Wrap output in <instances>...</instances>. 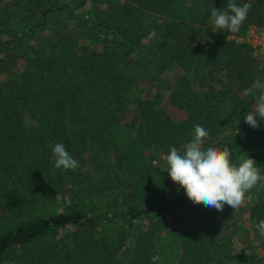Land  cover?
Instances as JSON below:
<instances>
[{
    "label": "trees",
    "instance_id": "1",
    "mask_svg": "<svg viewBox=\"0 0 264 264\" xmlns=\"http://www.w3.org/2000/svg\"><path fill=\"white\" fill-rule=\"evenodd\" d=\"M227 2L0 0V264H152L155 255L157 264L251 262L233 251L244 228L229 206L194 204L154 162L200 124L210 133L205 148L223 142L234 163L251 157L264 174V120L244 121L255 103L244 90L264 81V60L237 39L264 23V0H252L239 31L215 32L211 8ZM144 46H155L156 71L183 70L167 96L183 117L148 91L129 108L137 80L126 58ZM26 113L36 121L29 131ZM236 123L239 132H224ZM56 143L76 170L54 166ZM86 160L98 176L85 174ZM247 194L261 231L264 182Z\"/></svg>",
    "mask_w": 264,
    "mask_h": 264
},
{
    "label": "clouds",
    "instance_id": "2",
    "mask_svg": "<svg viewBox=\"0 0 264 264\" xmlns=\"http://www.w3.org/2000/svg\"><path fill=\"white\" fill-rule=\"evenodd\" d=\"M251 7L252 0L239 5L236 0H228L226 7H212V30L239 31ZM244 94L255 100L244 121L250 127L257 128V117L264 120V81L254 80L244 90ZM209 136L206 128L196 124L193 138L189 142L184 143L180 149L170 147V151L162 157L166 165L163 171H167L172 181L184 189L188 199L194 204H203L218 211H223L224 206L228 205L237 210L245 202L247 193L264 182V174H261L256 161L251 157L244 158L237 164L232 161L230 148L215 145L205 148V139ZM51 151L56 168L76 170L79 167V162L64 144L56 143L51 146ZM256 227L264 231V219L259 220ZM151 259L152 264H157L161 257L155 255ZM6 264L14 262L8 261Z\"/></svg>",
    "mask_w": 264,
    "mask_h": 264
},
{
    "label": "rangeland",
    "instance_id": "3",
    "mask_svg": "<svg viewBox=\"0 0 264 264\" xmlns=\"http://www.w3.org/2000/svg\"><path fill=\"white\" fill-rule=\"evenodd\" d=\"M60 3H70L72 4L74 1L78 0H57ZM254 25L253 23H249L246 28L243 30L242 34H240V37H244L247 34V31L249 30L250 26ZM21 25H16V28H19ZM256 27H264V23H261L259 25H254ZM150 44V43H149ZM148 44V45H149ZM145 47V46H144ZM155 49V46L145 47V48H138V50L135 51V54H132L130 56H127V61L129 62V66H134V75L136 77L137 83L134 84L129 91V100H128V106L131 109L136 108V102L135 97L138 93H145L148 91V94L152 98H158V93L161 95V101L162 104H164L167 108L171 110V115L174 119H179L183 117L184 112L183 110H177L168 102V94L173 89L176 78L183 73V70L180 69L177 65L169 64L167 67L164 68L162 71H156L155 69V61L156 56L153 53H150V50ZM256 54V53H255ZM264 60V58L262 57ZM137 61V62H136ZM134 62H136L134 64ZM151 78V80H148V78ZM35 119L26 113L24 115V125L26 129L29 131L32 129V127L35 124ZM238 123L236 125H232V127H227L224 132H239ZM227 141V138L224 141ZM222 147L223 142L220 143ZM167 154L164 152L157 151L154 153L155 163L159 164L163 169L166 166L165 161L162 159V157ZM100 160H103L101 158ZM83 170H85V174L89 175L91 178H94L98 176V171L95 170L91 162L88 160L85 161V165L83 167ZM168 174V172L166 171ZM169 176V174H168ZM170 177V176H169ZM173 182V181H172ZM174 183V182H173ZM179 186V185H178ZM179 189V188H178ZM253 191V189L251 190ZM250 195V194H249ZM249 195H246V201L235 210L232 207H228L229 211L234 214V218L236 219V222L244 228V234L242 231H239L238 234H234L232 236V243H233V251L235 253H251L252 260L249 264H264V232L256 231L252 228L253 220L249 218L248 210L245 207V203L249 199ZM56 208L59 209L61 205H54ZM62 207V206H61ZM226 207V205L224 206ZM213 209V208H211ZM171 214L167 213L166 218L169 220L171 218ZM233 225H230V229H233ZM246 231V232H245ZM129 241L127 243L131 244L132 238L129 237Z\"/></svg>",
    "mask_w": 264,
    "mask_h": 264
},
{
    "label": "built area",
    "instance_id": "4",
    "mask_svg": "<svg viewBox=\"0 0 264 264\" xmlns=\"http://www.w3.org/2000/svg\"><path fill=\"white\" fill-rule=\"evenodd\" d=\"M237 39L248 42L253 47L254 53L264 58V27L258 28L252 25L244 37L237 36Z\"/></svg>",
    "mask_w": 264,
    "mask_h": 264
}]
</instances>
